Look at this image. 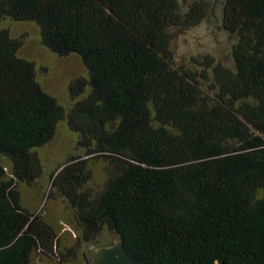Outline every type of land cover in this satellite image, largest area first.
Wrapping results in <instances>:
<instances>
[{"label":"trees","instance_id":"obj_1","mask_svg":"<svg viewBox=\"0 0 264 264\" xmlns=\"http://www.w3.org/2000/svg\"><path fill=\"white\" fill-rule=\"evenodd\" d=\"M219 1L220 27L237 38L234 67L194 57L213 62L206 86L172 64L168 31L209 17L210 0H0V21L35 22L46 47L88 71L69 85L67 122L109 177L98 194L87 189L82 154L50 174L78 245L99 243L113 217L143 264H264V0ZM22 44L0 28V156L12 161L10 172L0 164V264L77 251L18 189L44 174L36 148L66 117Z\"/></svg>","mask_w":264,"mask_h":264},{"label":"rangeland","instance_id":"obj_2","mask_svg":"<svg viewBox=\"0 0 264 264\" xmlns=\"http://www.w3.org/2000/svg\"><path fill=\"white\" fill-rule=\"evenodd\" d=\"M211 7L213 12L209 17L194 25L168 31L172 64L192 71L206 86L208 82L214 81L213 62L209 65L200 64L194 57L203 61L205 55H211L214 56L215 63L234 67V48L237 42L236 37L220 27L221 2L210 0V9ZM0 28L9 30L13 37L23 38L18 55L35 63L37 80L41 86L66 109V117L59 121L53 139L36 148L45 168L44 174L34 185L19 183L18 189L24 207L41 215L62 235L61 246L64 249L76 248L77 251L64 258L61 253L47 256L37 252L29 264H87L89 260L93 264L88 245H78L80 231L71 216L70 200L60 195L50 198L53 183L50 174L71 155L82 154L83 158H89L93 175L86 188L93 193L101 192L109 177L106 159L100 155L85 156V148L79 144V134L72 131L67 122L68 111L76 100L70 93L69 85L76 77H88L87 68L77 54L60 57L46 47L42 42L40 28L35 22L16 21L7 17L0 21ZM87 89L90 91V87ZM0 164L10 172L12 161L9 158L0 156ZM110 240L109 233L103 230L97 241L104 244Z\"/></svg>","mask_w":264,"mask_h":264},{"label":"water","instance_id":"obj_3","mask_svg":"<svg viewBox=\"0 0 264 264\" xmlns=\"http://www.w3.org/2000/svg\"><path fill=\"white\" fill-rule=\"evenodd\" d=\"M104 221L112 240L109 243L89 245L88 253L93 259V264H143L131 258L116 220L106 217Z\"/></svg>","mask_w":264,"mask_h":264},{"label":"clouds","instance_id":"obj_4","mask_svg":"<svg viewBox=\"0 0 264 264\" xmlns=\"http://www.w3.org/2000/svg\"><path fill=\"white\" fill-rule=\"evenodd\" d=\"M61 57V56H60ZM106 219V218H105ZM106 223V222H105ZM107 229H108V227H107ZM109 233V232H108ZM110 235V234H109ZM77 237V236H76ZM111 237V236H110ZM111 240H112V238H111ZM102 241H99V243H91V244H102L101 243ZM111 242V241H110ZM109 243V242H108ZM86 245H88V244H86ZM90 245V244H89ZM89 245H88V247H89Z\"/></svg>","mask_w":264,"mask_h":264},{"label":"flooded vegetation","instance_id":"obj_5","mask_svg":"<svg viewBox=\"0 0 264 264\" xmlns=\"http://www.w3.org/2000/svg\"><path fill=\"white\" fill-rule=\"evenodd\" d=\"M111 241V240H110ZM110 241H107V242H105V243H108V242H110Z\"/></svg>","mask_w":264,"mask_h":264}]
</instances>
